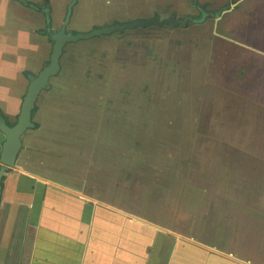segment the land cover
<instances>
[{
  "label": "rangeland",
  "instance_id": "obj_1",
  "mask_svg": "<svg viewBox=\"0 0 264 264\" xmlns=\"http://www.w3.org/2000/svg\"><path fill=\"white\" fill-rule=\"evenodd\" d=\"M31 1L40 3L39 7H42L41 0ZM68 1L52 0L56 7V12L55 9L53 11L55 29L59 28L64 18ZM199 1L201 4H209V11H218L228 1L231 3L233 0ZM12 2L13 7L18 9V15L37 19L38 29H43L44 16L41 13L36 15L16 1ZM243 3L240 10H231L215 19L205 21L207 17L204 13L199 21L205 23L196 24L193 19L199 17V11L191 0H77L71 18L75 24L70 27L76 34H85L113 25L166 19L171 15L185 23L191 20L192 24L188 27H135L90 40L70 42L65 48V58L70 60L68 65L75 68L73 71H67V63L62 68L65 76L70 77L69 80L67 77L55 78L52 82L55 89L42 97V107L39 109L45 112L46 117L54 119L55 116L56 120L57 115L53 114L63 110L62 118L66 117L64 123L69 125L70 117L76 121L74 132H71L69 137L58 131L55 135L70 139V146L66 147L69 149L68 154L78 155L73 157L74 159L87 162L91 160L86 156V145L90 142L88 135L93 136L97 127L99 141H108L113 146L101 147L96 157L105 161L109 155L117 152L116 178L129 179V154L135 152L134 148L137 150L135 164L140 163L141 166L132 165L133 170L144 167L143 171H154L163 175L160 177L162 180L155 185L162 191L166 190L169 201H159V198H156L158 201L153 202L151 199L149 205L141 210V205L133 202L127 195L130 188L142 185L126 180L119 181L125 195L116 197L117 201L114 200V203L125 207L129 199V209L140 215L143 212L155 227L159 225L168 233L190 234V222L193 217L182 215L188 212L190 200L186 201L188 204L184 203L185 201L181 204L176 200L179 206H176V202H170L171 187L180 189L184 185H190L193 189L191 202L194 200L199 204L197 207L200 212L204 210L203 212L210 213L208 219L211 217L214 228L223 223V218L240 217L248 225L255 224V227L264 229V199H261V194H256L259 199L252 202L260 200L263 208L250 205L242 208L239 206L241 201L235 194L229 196V199L226 198L225 191L221 189L225 183L220 178H212L209 176L211 174L202 178L200 169L198 173L194 170L200 167L199 162H203L201 154L205 153L206 149L203 143L206 142L207 145L208 140L212 139L211 136L223 137L228 128L241 126H234L239 122L237 120L233 123L215 120L218 116L216 111L220 112L222 119V113L229 112L230 109H247V123L242 135L245 139L244 146L252 144V149L246 147L243 183L245 186H255L258 181L254 177H262L261 183H264V159L252 157V154L264 157V0H245ZM245 4L248 10L244 9ZM58 6L60 10L57 11ZM254 47L262 54L260 55ZM248 51L255 53L257 61L260 58L262 61L252 63V54ZM88 78L95 82L96 87L79 84L80 80L87 81ZM254 104L257 107L253 106ZM203 109H210V118L205 121L204 126ZM251 109H258V123L262 125L250 126ZM68 111L70 116L67 115ZM111 114H115L114 119L109 120ZM238 119L240 120V117ZM109 121L114 122L110 128ZM41 123L48 125L47 120ZM214 123L229 125L216 130L213 128ZM70 129L72 131L71 126ZM35 135L39 140L47 136ZM29 136L26 140L31 139ZM144 137L148 139L151 150L148 149V143L143 144ZM194 140L199 141V157L197 156L195 167L193 157L192 161L190 158V166L188 165L190 144ZM136 141L141 144L140 147L136 146ZM227 147L225 145L215 148ZM236 147L244 151L240 145ZM152 153L165 155L164 167L151 169L147 165L146 155ZM140 154L143 156H139ZM215 158L217 157L208 163L212 174L220 172L219 165L213 163ZM227 165L230 173L236 163L230 162ZM101 169L105 168L101 166ZM250 169L256 170L258 176L250 173ZM190 172L191 177L188 176ZM230 180V184L234 186L233 176L227 178V181ZM206 182L213 183L214 186H202ZM143 184L144 191H151V186L147 187L146 181ZM96 185L104 186L101 181ZM141 191L138 190L132 197L140 199ZM107 201H110V198ZM252 234L249 232L247 237L253 236Z\"/></svg>",
  "mask_w": 264,
  "mask_h": 264
},
{
  "label": "crops",
  "instance_id": "obj_2",
  "mask_svg": "<svg viewBox=\"0 0 264 264\" xmlns=\"http://www.w3.org/2000/svg\"><path fill=\"white\" fill-rule=\"evenodd\" d=\"M17 12L12 0H0V110L11 122L19 113L21 97L27 86L24 69L34 67L39 58L43 60L37 54L39 42L43 48L46 47L44 39L35 33L39 21L25 18ZM31 53H34L36 61L31 60ZM198 118L197 115L196 120ZM26 135L17 160L18 168L8 170L2 180L0 264H264V229L255 227V224L248 225L240 217L223 218V223L214 228L211 217L208 219L210 213L200 212L199 204L194 200L191 202L193 189L190 185L180 189L174 186L169 191L172 195L170 202L179 200L182 204L190 200L188 212L182 214L183 217H193L189 235L168 233L159 225L155 227L143 212L140 215L129 209V199L125 207L115 204L116 197L125 195L119 181L126 180L142 185L138 188L133 186L127 195L141 205V210L149 205L151 199L153 202L158 201L156 198L169 201L166 190L162 191L155 185L163 175L143 171L144 167L133 170L136 165L141 166L140 163L135 164V148V152L129 154V179L116 178L118 168L110 164L113 171L108 168L102 170L105 163L96 154L88 157L91 159L88 162L77 160L67 155L69 149L59 147L62 144L50 145L44 137L42 145L32 146ZM4 140L5 136L0 132V154ZM142 140L145 145L149 142L146 137ZM203 144L206 147L205 153L201 154L203 162H199L200 167L194 170L198 173L200 169L202 178L209 174L212 178H220L225 183L221 189L225 191L226 198L235 194L241 201L240 207L263 208L260 200L252 202L259 199L256 194H261V199H264L262 177H254L258 181L255 186L243 183L247 157L245 143L240 154L226 152L228 147L216 149L225 146L220 140L211 139L207 145L206 142ZM198 145V140L190 144L189 166L193 157L195 167L199 157ZM108 146L112 148L113 145L107 141ZM148 146L149 149V143ZM146 156L151 169L164 167L165 155L152 153ZM214 157L217 158L213 163L219 165L220 172L212 174L208 163ZM117 158L115 151L105 161L110 163ZM230 162L236 166L229 173L227 163ZM251 172L255 176L259 174L256 170ZM188 176L191 177V172ZM230 176H233L234 186L230 184L231 180L227 181ZM100 181L103 187L96 185ZM145 181L147 187L151 186L149 192L144 191ZM202 186L213 187L214 184L206 182ZM140 189L141 198L132 197ZM249 232L253 236L247 237Z\"/></svg>",
  "mask_w": 264,
  "mask_h": 264
},
{
  "label": "flooded vegetation",
  "instance_id": "obj_3",
  "mask_svg": "<svg viewBox=\"0 0 264 264\" xmlns=\"http://www.w3.org/2000/svg\"><path fill=\"white\" fill-rule=\"evenodd\" d=\"M13 1H16L17 3H19V4H21V5H23V6H25L28 10H30V11H32V12H35V13H41L43 16H44V27H43V29H38L37 31H35V33H36V35H38L39 37H42L43 39H44V41L46 42V47L45 48H47V52L45 51V48H43V46L41 45V43L39 42V44H38V52H37V54L39 55V57H42V59L43 60H41L40 58L38 59V61H37V63L34 65V67L32 66V70L31 69H24V73H23V77H24V79H25V81H26V83H27V86H26V90H25V93L23 94V96L21 97V99H22V102H23V99H24V97H25V95H26V93H27V90H28V87H29V85H30V81H29V76H32V77H38L39 76V74L41 73V71L44 69V66L46 65V64H49L50 63V60H51V55H52V51H53V45H54V42L50 39V37L48 36V34L46 33V19H45V10L47 9V8H49L50 9V18H51V22H50V25H51V31L54 33V34H58L59 32H61L62 30H64V32L66 33V34H69V33H72V34H74V35H78V34H76L75 32H74V30H72L70 27L73 25V23L75 24V22H74V20L73 19H71L72 18V13H73V9H74V7H75V5L77 4V0H69L68 1V3H67V5H66V13H65V15H64V18H63V20L61 21V23H60V26H59V28L58 29H55V27H54V18H53V15H54V13H53V11H54V9H55V12H56V7H54V4H53V2H52V0H41V2H43L42 3V7H39V4L40 3H36V2H33V1H31V0H24L25 1V3H21V2H19L18 0H13ZM245 0H233L231 3H233V5H230L231 3L228 1L227 2V4L226 5H224L222 8H220V9H218V11L216 10V11H209L208 10V8H209V4H201L200 3V1L199 0H191V2L193 3V5H194V7L199 11V17H197V18H194L193 20L194 21H196L195 23L197 24L198 22H200L199 21V19H201L202 17H203V15H204V13H203V11L205 12V16L207 17V19L205 20V21H207V20H210V19H215L216 17L218 18V17H220L222 14H225L226 12H229V11H234V10H240L241 9V6L244 4L243 2H244ZM248 4V3H247ZM247 4H245V7H244V9L246 10H248V8H247ZM70 8H71V14H70V16H69V18H68V22H66L67 21V16H68V13H69V10H70ZM58 10H60V7L58 6L57 7V11ZM227 10V11H226ZM252 13H250V15H251ZM262 14V13H261ZM172 17H174L175 18V15H171L170 16V18H166V19H157V20H159V21H164V20H168V19H171ZM151 20V19H150ZM175 20H177V21H183V20H181V19H176L175 18ZM205 21L204 22H200L201 24H204L205 23ZM184 22V21H183ZM190 23H191V20H188L187 21V23H185V24H178V25H180V26H182V27H188L189 25H190ZM77 24H79V23H76V25ZM192 24V23H191ZM195 24V25H196ZM168 25H173V26H176V25H174L173 23H170V24H168ZM168 25H163V26H168ZM177 25V26H178ZM113 26H115V25H113ZM116 26H121L120 24L119 25H116ZM163 26H161V27H163ZM256 27V26H255ZM107 28H109V27H107ZM28 30V29H27ZM95 30H99V29H95ZM94 31V30H93ZM26 32V31H25ZM90 32H92V31H90ZM89 32V33H90ZM14 34H15V32H14ZM85 34H87V33H85ZM113 34V33H112ZM17 35V34H16ZM29 35H32V34H29ZM111 35V34H110ZM101 36H104V35H101ZM97 37H99V36H97ZM93 38H96V37H93ZM93 38H91V39H93ZM88 40H90V39H88ZM70 43V42H69ZM69 43H66L65 45H64V47H63V49H62V55H61V57H60V60H59V65H60V71H59V73L57 74V75H55V76H53V77H51L50 78V81H49V88H45V89H43L42 91H41V93L39 94V96H38V99H37V102H36V105H35V110L33 111V115H32V119H33V122L35 123V128L34 129H31V130H29L28 132H30V136H31V139L30 140H28L29 141V144L30 145H32V146H34V144H38V145H42V143H43V141L42 140H39V139H37V138H35V134H38V135H41V134H43V135H47L46 136V141L50 144V145H52V144H54V146H57V145H59V144H62V146H59V147H63L64 149H67V147H66V145L67 146H70V139H68V138H66V137H56L55 135H56V133H57V131L59 132V133H63L64 135H66V136H68L71 132L73 133L74 131V129H75V126H76V121L72 118V117H70V119H69V125L72 127V131H70L71 129H70V126L68 125V124H66V123H64L63 121L66 119V117L65 118H62V111H58L57 113H55V115H57V117H56V120H54L55 119V116H54V119H50V117L48 116V117H46L45 115V112L42 110V109H39L40 107H42V105H41V101H42V97L45 95V94H48V92H50V91H52V90H54L55 88V86L53 85V80L55 79V78H58V77H67V76H65V74L63 73V71L64 70H62V68H63V65H65V63H67V66H68V69H67V71H69L70 72V70H74V68L75 67H73V66H70V65H68V62H70V60L66 57L65 58V48L67 47V45L69 44ZM255 49H257L256 47H254ZM31 50H32V48H30ZM31 52H34V51H31ZM34 53H31L30 55H32L33 57L31 58V60L33 59V58H35L34 57V55H33ZM46 55V56H45ZM34 61H36L35 59H33ZM71 62H73V61H71ZM76 64H78V65H84V64H81V63H76ZM72 65V64H71ZM86 66V65H85ZM105 75H107L106 73H104ZM69 78L70 77H67L66 79H68L69 80ZM72 80H74V79H72ZM83 80V79H82ZM82 80H80L79 81V84L80 85H84V86H87V87H92V88H94V86H95V82L93 81V80H91V79H89L88 78V80L87 81H82ZM59 81H63V80H61V79H59ZM77 86H79V85H77ZM80 87V86H79ZM96 87V86H95ZM21 105H22V103H21ZM20 109H21V107H20ZM155 110H157V109H155ZM37 111H38V113H37ZM54 115V114H53ZM67 115L68 116H70L71 115V113L68 111L67 112ZM114 115L115 114H111V115H109V120H112V119H114ZM196 115H197V113H196ZM17 116L18 115H16L15 116V121L14 122H11L10 120H9V117L7 118V116H6V120H7V124L9 125V126H13L16 122H17ZM43 120H47L48 121V125H46V123H44V124H42L41 122L43 121ZM36 121H38V122H36ZM113 123L114 122H110L109 121V128L113 125ZM46 127H48V129L46 128ZM70 129V130H69ZM42 130H43V132H42ZM42 132L41 134H40V132ZM28 132H26V134L28 133ZM35 133V134H34ZM25 134V135H26ZM28 134L26 135V137L27 136H29ZM29 136V137H30ZM43 137V136H42ZM69 137V136H68ZM88 139L90 140V142H89V144H87L86 145V156H87V158L88 157H92L94 154H96V156L98 155V151L101 149V147H105V145H106V147H107V141H99V139H98V132H97V127H96V129H95V131H94V135L93 136H90V135H88ZM71 141H73L72 139H71ZM23 144H24V138H23ZM136 146L138 147H140L141 146V144H137V141H136ZM37 147H40V146H37ZM44 150V149H43ZM149 150H150V148H149ZM67 155L68 156H72L71 154H68L67 153ZM72 157H74V158H76V157H78L77 155L76 156H72ZM98 159H100V158H98ZM103 162V161H102ZM103 163H105V164H103L102 166L104 167V168H108V169H112V167H111V165L113 166V167H115V168H118L117 167V161H111L110 163L109 162H107V161H104ZM111 164V165H110ZM0 168H1V165H0ZM116 170V169H115Z\"/></svg>",
  "mask_w": 264,
  "mask_h": 264
},
{
  "label": "water",
  "instance_id": "obj_4",
  "mask_svg": "<svg viewBox=\"0 0 264 264\" xmlns=\"http://www.w3.org/2000/svg\"><path fill=\"white\" fill-rule=\"evenodd\" d=\"M21 3H25L24 0H18ZM75 1V0H74ZM71 14V8L69 10L68 18ZM45 19H46V33L50 39L54 42L53 51L51 55V60L49 64L44 66V69L41 71L38 77L29 76L30 85L28 87L27 93L23 99L21 109L17 116V122L13 126L7 124L6 115L0 110V132L5 136V140L2 145V151L0 154V201L2 197V180L7 174L8 170H16L17 160L19 154L23 148V138L27 131L35 128V123L33 122L32 115L35 110V105L38 99L39 94L45 88H49L50 78L57 75L60 71L59 60L62 55V49L66 43L77 42L80 40H87L93 37L101 35H110L114 32H120L125 29H132L135 27H147L151 25L163 26L173 23L174 25L185 24L183 21H177L174 17L168 20L159 21L157 19H151L146 22H134L133 24L121 25V26H112L109 28H102L99 30H94L87 34H78L74 35L72 33L66 34L64 30L58 34H54L51 31V18H50V9L45 10ZM251 56V62L257 61L255 53L248 51ZM264 60V58L262 59ZM259 59L260 62L262 61ZM259 64V63H258ZM253 106H256L255 104ZM257 107V106H256ZM232 126V125H231Z\"/></svg>",
  "mask_w": 264,
  "mask_h": 264
},
{
  "label": "trees",
  "instance_id": "obj_5",
  "mask_svg": "<svg viewBox=\"0 0 264 264\" xmlns=\"http://www.w3.org/2000/svg\"><path fill=\"white\" fill-rule=\"evenodd\" d=\"M204 11H203V13H205ZM201 22H203V21H201ZM203 110L204 111H203V115H202V126H204L205 121H208L210 118V116L208 115V111L210 109H203ZM212 110L215 112L214 109H212ZM262 110L264 111V109H262ZM216 113L218 114V116L215 118V120H218L220 122H231V123H233V122H235V120H237L239 122L237 124H235L234 126H236V125H241V126L234 127V128H228L223 137H213L211 135H209V136H211L212 139H214V140L223 141L224 145H227L229 148L226 152H228L230 154H232V153L240 154V150L236 146L240 145L242 147L243 142L245 141V139L242 135V131L245 128V125L247 123L246 118H247L248 110L245 109L243 111L241 109V111H240L237 109H230L229 112L222 113L224 115L222 119H221L222 115H220V112L216 111ZM249 115H252L251 122H250L251 127L252 126L256 127L258 125H262V124L258 123V119H259L258 109H251V113ZM239 117H240V120L238 119ZM227 125H229V124H221L220 123V124L215 125V123H214L213 128L216 130H221L224 126H227ZM247 146L251 147V149H252V144L245 145L244 146L245 152H247V149H246ZM252 155H254L257 158H263L264 159V157L262 155H258V154H252ZM250 171H251V169H250Z\"/></svg>",
  "mask_w": 264,
  "mask_h": 264
}]
</instances>
